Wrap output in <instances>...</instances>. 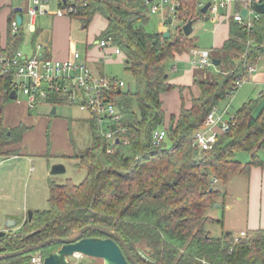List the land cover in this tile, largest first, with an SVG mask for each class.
<instances>
[{
	"label": "trees",
	"instance_id": "obj_1",
	"mask_svg": "<svg viewBox=\"0 0 264 264\" xmlns=\"http://www.w3.org/2000/svg\"><path fill=\"white\" fill-rule=\"evenodd\" d=\"M146 8L145 0H89L71 17L84 28L94 15L103 17L106 27L100 40L110 39L123 55L133 91L112 87L109 92L125 132L116 135L120 142L109 155L101 126L91 118V145L72 157L84 172L81 181L48 182L47 210L31 212L15 234L1 238L0 256L48 239H68L84 226L100 225L119 234L138 264H264V229L234 241L225 234L211 237L205 228L207 223H221L207 215L220 193L217 187L224 198L231 175L247 176L252 167L264 166L257 159L264 149V107L254 115L260 99L248 100L235 112L228 131L217 137L211 150L200 153L194 143L207 115L226 98L247 66L263 56L264 14L250 28L229 20V38L209 53L210 59L219 61L216 75L198 79L199 96L191 99L190 107L169 117L166 138L154 144L153 134L164 122L160 95L173 89L165 79L166 63L195 46L180 27L189 18L204 16L197 0H180L174 13L177 32L172 34L167 24L170 37L165 40L159 31L144 30L150 19ZM22 40V34L9 38L7 49H15ZM8 53L13 54L11 49ZM13 83L12 74H0V156L19 155L27 131L22 124L9 128L3 123L4 108L14 101L9 96ZM49 102L64 104L65 100L49 95ZM238 151L250 154L246 165L235 161ZM98 235L87 231L82 238ZM60 246L53 242L38 252L46 257ZM38 252L0 264H23Z\"/></svg>",
	"mask_w": 264,
	"mask_h": 264
},
{
	"label": "crops",
	"instance_id": "obj_2",
	"mask_svg": "<svg viewBox=\"0 0 264 264\" xmlns=\"http://www.w3.org/2000/svg\"><path fill=\"white\" fill-rule=\"evenodd\" d=\"M46 1L50 8V11L53 12L59 8L58 0ZM228 1V6L226 8L219 9L214 15H210L207 17L203 15L204 18H208V26L204 28V32L206 33V35H208V37L203 35L201 40L199 33L195 35L193 31L192 35L190 36L194 41V48L188 50L187 52H184L182 55H174V58L170 60L171 62L176 63V66L174 65L171 67L172 72H178V70L180 69L178 65L183 64L184 66V64L186 63L189 67H191L190 69H198L192 64L193 60L191 52L193 50L211 52V50L213 51V49L221 48L223 46V43L230 36L228 28L229 20L233 19L232 17L234 16L235 12H240L241 9H243L242 4L247 1L256 3L264 0ZM197 2L201 3L203 6L207 2V0L206 2H200L197 0ZM27 7L28 0H0L1 52H8L11 49V52L13 54H15L17 51L20 52L23 58H31L33 55H37L39 59L49 58L55 61L62 62L71 58L73 53L78 52L77 42L79 41L75 39L76 35H78L77 37L81 36L83 40L82 44L85 48L84 53H78L80 55V58L88 65L92 73H94V75L96 76L107 78L109 77L119 80L112 74L111 71H115V64L120 62L123 63V55L116 56L113 54L111 49L101 50L98 47V42L100 41L99 36L106 27V21L103 17L94 15L91 23L96 20L97 16H99L102 18L101 20L103 21V26L100 27L97 24H94L90 29L91 23L88 26L89 28H84L79 22L76 21L74 23L72 21L73 19L71 18L64 16L57 17L51 14H46L44 16H37L35 18L34 24L29 27L26 17ZM18 8L21 9V12L17 11ZM254 13L259 17L260 14L257 11L254 10ZM16 15H20L22 18V23L18 32L16 33V36L22 34L23 40L17 44L15 49L11 47L8 50L7 45L9 38H15V36L13 37L9 34V25L13 19L15 20ZM204 18L202 19L204 20ZM41 19L43 20L42 22ZM165 29H167V27H165L162 23V25L157 30L161 33H164ZM93 35H96V37H98V41L93 40ZM201 42L205 45L201 46ZM197 43L200 45H198ZM110 66H114V68L112 69L110 68ZM199 69L201 70L197 75L192 73L183 74L185 84L183 83L180 88L186 87L187 89H184V91L188 90L187 95L184 92V96L181 95L179 97L180 108L176 98H171L176 107L171 109L169 114H166L165 111H163L165 113V123L167 122V116H176L180 112V110L184 106L185 98L190 95L194 96L195 94H199V90L195 86L196 82L199 78H202L206 74H208L205 72L206 68ZM203 69L205 73H201ZM254 75L252 77L253 79H251L252 84L254 81V88H256V92L259 93V91L264 88V70L258 72L255 75L256 77H254ZM255 78L259 83L255 82ZM193 82L195 85L193 84ZM168 83L178 85V82L171 83L168 81ZM162 96L161 103L163 104ZM261 100L264 101V99H260L259 101ZM43 103L45 102L36 104L34 109L30 110L27 107V102L22 101L20 100V98H18V100H14L4 108V126L14 128L19 126V124H22L27 128V131L23 134L22 142L20 143V146H18V150L20 153L19 155L0 156V193L4 192L5 195L8 193H13L12 187L9 184V179H11L12 177H19V174L16 175L15 173L16 169L14 166L16 164L20 165V162L25 163L26 167H30L29 170L33 172H35V165H37V168L40 170V172L44 173L45 163L47 160L48 162H51L50 165L61 164L64 169L67 170L65 168V163H68L70 167H75L77 161L73 160L72 157L89 148L91 145V116L87 111L78 108L75 105L67 103ZM56 107L64 108H60L59 110L56 109ZM2 169H7V171L4 172L2 171ZM50 176L52 177L54 175ZM232 177H235L236 180H232ZM229 179V182L224 188V192L226 194L224 199L220 200L219 197V200H217L216 203L218 205L214 206V208L222 207L223 210L219 214H217V212L216 214H214L211 210L213 208L212 207L211 209H208V216L214 221L221 220V223H216L214 225H221V232L225 235L230 234V232H233L232 234H230L231 236L236 233L239 234L240 232H244L246 235H248L249 233L263 230L264 166H254L249 170L247 176L244 174L236 173L231 175ZM42 181L44 182V185H48V183L45 182L44 178ZM48 181H51V179ZM52 182L55 181L52 180ZM232 183L234 186H232L228 192L227 189ZM6 185L8 186V188ZM224 207L227 209V213L225 212L226 209ZM27 214H25V212H22V222L24 220V217L28 216ZM225 215L227 217L226 226L224 224ZM7 217L11 219H8L5 226L3 228H0V232H6V234L9 231L13 232L14 230H17L19 228L17 227V222L12 220L14 216H6V218Z\"/></svg>",
	"mask_w": 264,
	"mask_h": 264
},
{
	"label": "built area",
	"instance_id": "obj_3",
	"mask_svg": "<svg viewBox=\"0 0 264 264\" xmlns=\"http://www.w3.org/2000/svg\"><path fill=\"white\" fill-rule=\"evenodd\" d=\"M27 1V0H23ZM89 0H58L59 8L56 11H50L46 0H28L26 8L27 24L31 27L37 16L51 14L57 17H75L79 7H85ZM180 4V0H145L147 8L146 16L157 14L161 11V22L166 27V19L171 16V26L174 27L175 10ZM229 1L212 0L211 6L208 9L209 13L215 14L219 9L226 8ZM166 5V6H165ZM197 7H202V4L197 2ZM242 8L246 11V16L243 17L240 12H235L232 17L235 22L240 25H245L250 28L253 21L258 19V15L252 9V2L247 1L242 4ZM72 19V18H71ZM20 25L17 20H12L9 25V34L16 36ZM166 30V29H165ZM98 47L101 50L111 49L114 55L120 56L121 51L115 47L110 39L100 40ZM209 51L193 50L192 64L197 68H207L212 65V59L209 58ZM255 72V66H247L243 77H239L233 84L231 90L226 95L227 98L236 93L241 87L250 81ZM10 73L13 75L14 83L12 91L15 95V100H18L19 95L25 96L27 99V107L32 110L36 104L40 102L48 103L49 95L59 99L61 102L75 105L87 111L91 118H95L101 126V137L108 144L106 153L110 155L116 140L120 142L119 137L125 131L121 127V114L119 109L114 105L110 98V90L112 87H117L118 90L123 89L124 82L114 78L96 76L88 65L80 58L79 53H73L71 58L62 62L53 59H39L37 55L31 58H23L20 52L9 54L8 52L0 51V74ZM257 99H264V88L257 94ZM228 107L219 109L218 106L207 115L203 126L195 133V145L201 152L211 150L219 135L228 131L232 122L226 119ZM105 125V126H104ZM110 125H114L115 130L110 129ZM106 128V130H102ZM166 138L165 129L155 131L153 134L154 144L162 142ZM246 235L242 232L238 234V238H243ZM42 255L38 252L33 254L29 259V264H43Z\"/></svg>",
	"mask_w": 264,
	"mask_h": 264
},
{
	"label": "rangeland",
	"instance_id": "obj_4",
	"mask_svg": "<svg viewBox=\"0 0 264 264\" xmlns=\"http://www.w3.org/2000/svg\"><path fill=\"white\" fill-rule=\"evenodd\" d=\"M156 1L157 0H155V2ZM198 1L206 2V0H198ZM147 8H146V11H147ZM160 13H161V11L157 14H151V16L149 17L150 19H149L148 24L144 26L145 31H148L150 33H152L153 31H158L157 29L162 25L161 17L159 16ZM210 15H214V14L207 12L205 17L210 16ZM101 19H102L101 17L97 16L96 20L91 23L90 29H91V27H93L94 24H97L98 26L102 27L103 21ZM42 21L43 20L41 19V22ZM72 21L75 23L77 20L73 19ZM175 23L176 22L174 21L173 25ZM193 26H194L193 30H194L195 35H197V33H199L201 40H202L203 35L208 37V35H206V33L204 32L205 31L204 28H206L208 26V21H204L203 19H199V20H197V22ZM170 30H171L172 34H176V32H177L176 30L173 29L172 26H170ZM77 36L78 35H76L75 39L79 41V42H77L78 52L84 53L85 48H84V45L82 44L83 40H82L81 36H79V37H77ZM93 40L98 41V37H96V35H93ZM92 42H94V41H92ZM200 44H201V46L205 45L202 42ZM200 44H198V45H200ZM96 46H97V44H96ZM263 60H264V55L262 57H260V59H258L257 63L255 64L256 69H255L254 74L255 73L257 74L258 72L264 70ZM175 64L176 63H173L171 61H168V63H166V74H167L168 78L166 76L165 79H167V84L169 81L171 83L172 82H178V85L171 84V85H173V89L169 90V92H167V93H163L160 95V101H161V96L163 95L162 96L163 104L162 103L161 104L163 106L162 110L165 111L166 114H169L171 109L176 107L175 103L172 102V100H171L172 97L176 98L177 103L179 105V97L181 95L184 96V92L187 95L188 90L184 91V89H187V88L186 87L180 88V86H182L184 81H185L183 78V76H184L183 74L192 73V74L197 75L198 72L201 70L199 68L198 69H196V68L190 69L191 67H189L188 64L186 63V64H184V66H183V64L178 65V67H180L178 72L177 71L172 72L171 67L174 66ZM115 65H116L115 68H114V66H110V68H112V69L114 68V70H115V71H111V72L115 77H117L119 80L124 82V84L126 85L123 87L122 90L129 89L130 92H132L133 88H134L133 77H131L130 73L125 69L124 62L123 63L120 62V63H117ZM205 72L213 76V75H216L215 73L217 72V68H216V66L211 65L205 69ZM253 75H252V77H253ZM255 75H254V77H256ZM252 77H251V79H253ZM251 79L249 82L245 83L241 87V89H239L236 93L229 96V98L226 97V98L222 99L221 101H219V103H218L219 109H224L225 107H228V111H227V115H226L227 120L228 119L230 120V117L233 116L235 114V112L245 104V102H247L248 100H256V96L258 93L256 92L257 89L254 88L255 83L253 81V84H254L253 85ZM255 82L259 83L256 80V78H255ZM193 84H194V82H193ZM195 86L197 87V85H195ZM199 93H200V90H199ZM198 96H199V94H195L194 96L190 95L187 98H185V103H184L183 108L184 107H186V108L190 107L191 106L190 105L191 99L197 98ZM18 97L22 101H27V99L23 95H19ZM257 103L258 104L254 109V115H257L260 112V110L264 107V101L261 100ZM43 104H45V103H43ZM47 105H46V107H47ZM64 107H56V109L60 110V108H64ZM179 108H180V105H179ZM165 113L163 112V115ZM169 117H170V115L166 117V120H167L166 123H165L164 118H163L164 122L161 125V127H163V128L168 127ZM103 129L106 130V128H103ZM234 159H235V161H237L239 164H241L243 166V165H246V162H248L251 159V157H250V154L248 152L245 153V152L238 151L234 154ZM257 159L264 162V149L261 150V152L257 153ZM50 163L51 162H48L46 160L44 173L40 172V170L37 168V165H35V172L29 170L30 167H28V166L26 167L25 163H22V162H20V165L16 164L14 166L16 169L15 173H16V175L19 174L18 175L19 177L18 178L12 177L11 179H9V184L12 187L13 193H11V194L8 193L6 195L4 192L0 193V228H3L5 226L7 220L11 219L9 217L6 218V216H14L12 218V220L17 222V227H20V224L22 222V216H21L22 212H25V214H27L28 212H34L37 210H39V211L47 210V208H48V203H47L48 185L47 184L44 185V182L42 181L43 178L45 179L46 183L54 180L57 184H63L66 180H70L74 184H78L81 181L83 174H84L83 170L78 168L77 166H75V167L71 166L70 167L68 165V163H65V168L67 169L65 174H58V175H54L51 177L49 175L51 172L50 169L52 166V165H50ZM2 171L5 172V171H7V169H2ZM21 176H22V178H21ZM50 179H51V181H48ZM232 180L235 181L236 180L235 177H232ZM0 181H1V178H0ZM232 186H234L233 183L230 184V186L228 187V189H227L228 192ZM7 188H8V186H7ZM217 188H218V190H220V193H218L219 195L217 196V198H215L216 203H217V200H219V197H220V200L224 199L222 194H221V192H222L221 187L218 186ZM228 201H229V199H228ZM217 205L218 204H215V205H213L212 209L210 208L214 214H216V212H217V214H219L223 210L222 207H217V208L215 207L214 208V206H217ZM24 208H25V211H24ZM215 210H217V211H215ZM225 212L227 213V209ZM207 215H208V212H207ZM26 219H27V216L24 217L23 222ZM226 221H227V217L225 215V220H224L225 226L227 225ZM205 228H207L209 233L211 232L210 233L211 237L218 238L219 236L223 235L221 232V225H214V224L207 223ZM17 230H14L13 232L9 231L8 233L15 234L17 232ZM232 233L233 232H230V234H232ZM242 233H244V232H242ZM77 234L78 233H75L71 237H74ZM230 234H228L227 236H229L230 239L237 241L238 234L236 233V234H233L232 236ZM245 237H248V235H246ZM69 259H70L69 260L70 264H98L96 261L88 259L86 257L78 258V259L77 258L75 259V257H73V258L70 257ZM99 264H101V263H99Z\"/></svg>",
	"mask_w": 264,
	"mask_h": 264
},
{
	"label": "water",
	"instance_id": "obj_5",
	"mask_svg": "<svg viewBox=\"0 0 264 264\" xmlns=\"http://www.w3.org/2000/svg\"><path fill=\"white\" fill-rule=\"evenodd\" d=\"M212 0H207V2L199 8V13L202 15H206L209 7L211 6ZM254 10L257 11L259 14H264V1L263 2H256L253 4ZM17 11L21 12V9L18 8ZM243 17L246 16L245 9H241L240 11ZM20 15H16L15 20H17L18 24L21 25ZM198 17L196 18H189L184 23H182L180 30L182 31L185 37H189L193 33V25L197 22ZM208 18H204V21H207ZM172 17L169 16L166 19V24L171 26ZM170 37V30L167 28L163 33V39L167 40ZM212 64L217 66L219 61L216 59L212 60ZM166 77V76H165ZM10 99L15 100L14 92L12 91L10 94ZM110 129L112 131L115 130L114 125H110ZM118 143V140H116ZM50 175H58L64 174L65 169L61 164H54L51 166ZM29 219L32 217L31 212H28ZM87 231L99 232L107 237V239H94V238H86L83 237V234ZM6 232H0V239L5 237ZM53 242L60 243V248L53 253L49 254L48 256L43 258V264H70L69 259L70 257L74 256H81L91 259L102 260L101 264H138L134 257L131 256L129 249L126 243L122 240L116 232H111L109 229L104 228L100 225H87L82 227V230L78 232V234L74 237H68V239H59L53 238L48 239L43 242H39L37 245H32L23 248L19 251L8 252L0 256V261L6 260L8 258L23 256L24 254H30L32 252H38V250L53 244ZM119 243L121 249L117 245ZM23 264H29L25 262Z\"/></svg>",
	"mask_w": 264,
	"mask_h": 264
},
{
	"label": "flooded vegetation",
	"instance_id": "obj_6",
	"mask_svg": "<svg viewBox=\"0 0 264 264\" xmlns=\"http://www.w3.org/2000/svg\"><path fill=\"white\" fill-rule=\"evenodd\" d=\"M97 233V232H96ZM97 234H99L98 236H95V238L94 239H107V237L106 236H104L103 234H101V233H97ZM115 243H117V242H115ZM117 245L119 246V248L121 249V247H120V245H119V243H117ZM132 256V255H131ZM75 258H83V257H81V256H75ZM88 259H91V258H88ZM91 260H94V261H96L98 264L99 263H102V260L101 259H99V260H96V259H91Z\"/></svg>",
	"mask_w": 264,
	"mask_h": 264
}]
</instances>
